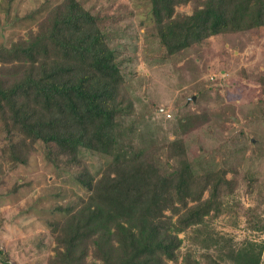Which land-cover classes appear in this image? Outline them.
Wrapping results in <instances>:
<instances>
[{
	"label": "trees",
	"instance_id": "16d2710c",
	"mask_svg": "<svg viewBox=\"0 0 264 264\" xmlns=\"http://www.w3.org/2000/svg\"><path fill=\"white\" fill-rule=\"evenodd\" d=\"M154 36L166 56L211 36L264 27V0H148ZM191 5V13L178 11ZM83 0L52 8L27 38L0 46V130L15 163H26L36 140L111 156L94 197L52 225L56 253L47 264H173L180 232L223 211L237 186L229 170L196 173L183 142L168 145L178 163L163 172L153 151L131 140L135 103L123 73L125 56L110 44L112 25ZM264 96V76H261ZM264 100V97H263ZM207 194V195H205ZM254 207L246 209L249 222ZM264 228V223H260ZM235 264H261V253L232 248ZM0 262L13 264L0 247ZM181 264H201L188 252ZM207 264H223L208 255Z\"/></svg>",
	"mask_w": 264,
	"mask_h": 264
},
{
	"label": "rangeland",
	"instance_id": "374dc122",
	"mask_svg": "<svg viewBox=\"0 0 264 264\" xmlns=\"http://www.w3.org/2000/svg\"><path fill=\"white\" fill-rule=\"evenodd\" d=\"M65 0H0V46L27 38ZM112 25L110 44L125 56L123 73L135 103L131 140L153 151L160 169L178 160L168 145L183 142L196 173L226 167L237 186L223 196L219 216H207L179 234L181 264L192 253L235 264L232 248L261 253L264 264V27L211 36L166 56L154 36L148 0H83ZM178 11L191 13V5ZM0 130V247L13 264H47L56 253L52 225L94 197L97 179L111 156L56 141L36 140L26 163H15ZM207 195V194H205ZM254 207L251 222L246 209ZM92 264H101L88 257ZM0 264H2L0 262Z\"/></svg>",
	"mask_w": 264,
	"mask_h": 264
}]
</instances>
